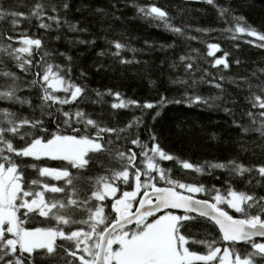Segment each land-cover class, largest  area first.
<instances>
[{
  "label": "snow or ice",
  "instance_id": "obj_1",
  "mask_svg": "<svg viewBox=\"0 0 264 264\" xmlns=\"http://www.w3.org/2000/svg\"><path fill=\"white\" fill-rule=\"evenodd\" d=\"M118 2L110 4L111 13L103 7L92 12L102 19L114 15ZM192 2L211 6L217 19L224 21L229 39L264 49V30L235 14L230 0ZM24 7L27 12L20 10ZM134 7L137 15L175 35L184 36L189 30L186 23H173L175 18L155 2ZM69 10V0H33L27 6L0 2V24L8 25L0 30V103L8 105L0 107V264H264V194L255 191L264 190V164L247 165L236 158L193 162L166 150L148 126L141 139L139 129L147 110H154L155 120L161 107L182 102L169 101L163 93L156 101L141 102L111 89L95 91L93 104L101 103L106 94L118 101L111 103L113 110H140V116L134 115L123 127L109 126L100 114L85 111L81 104L88 101L89 90L72 79V57L48 49L44 38L28 35L27 28L19 30L22 21L34 18L36 27L45 32L58 31L62 24L70 32H86L61 16ZM107 43L113 49L108 54L118 63H139L121 55L135 53V48L120 39ZM206 47L207 56L213 57L212 68L229 69L228 51L219 43ZM196 52L191 49L178 57L184 78L177 76L169 83L182 86V99L189 105L218 106L215 102L222 96L204 97L195 89L207 82L223 93L224 77L217 79L195 65ZM217 52L221 55L215 56ZM56 56L63 58V66L53 63ZM169 67L175 69L177 62ZM84 76L81 71L80 78ZM229 82L247 92L249 106L244 112L248 124L233 119V126L242 135L257 133L264 142V67L230 77ZM22 90L30 95H19ZM229 102L236 103L223 100ZM15 105L26 106L29 113L13 110ZM223 111L232 112L229 107ZM239 147L247 151L244 143ZM163 162L176 165V175ZM29 169L36 178L28 176ZM200 177H211L219 186ZM237 182L249 190L234 187ZM37 219L41 226L33 223Z\"/></svg>",
  "mask_w": 264,
  "mask_h": 264
},
{
  "label": "trees",
  "instance_id": "obj_2",
  "mask_svg": "<svg viewBox=\"0 0 264 264\" xmlns=\"http://www.w3.org/2000/svg\"><path fill=\"white\" fill-rule=\"evenodd\" d=\"M5 5L21 3L30 5L33 0H0ZM47 2V0H44ZM59 2V0H54ZM70 10L67 13L61 12V16L70 23H76L78 28H86V32H70L68 26L62 24L58 31L45 32L36 27L37 21L21 22L19 30L28 29V35L43 37L45 46L48 49H56L72 57L71 76L76 83L83 84L89 90V99L82 103L81 107L94 115L100 114L102 119L109 126L123 127L135 115L140 116V110L111 109L110 105L115 98L104 95L102 102L91 103L97 99L95 91L105 93L107 89L122 94V98H131L138 101H156L163 93L169 101L182 100L181 103L169 102L160 108L155 120L151 118L154 110H147L144 114V124L139 129L141 139L145 137V127H151L159 139L161 145L181 158H188L190 161H216L226 158H236L247 165L264 164V142H262L255 132L242 135L239 129L233 126V119L248 124L244 112L249 106L245 100L246 91H241L229 82V78H238L251 73L254 69L264 67V49L257 48L251 44H246L241 40H231L228 33L223 29L226 27L224 21L218 20L215 10L203 3L192 2V0H119L118 11L114 15H109L103 19L94 15L92 9L103 7L111 13L110 4L115 0H69ZM155 2L158 6L166 8L170 16L174 17L173 23L189 26V30L184 36L175 35L166 31L162 26L157 27L148 20L137 15L134 5L148 4ZM223 4L225 0H218ZM231 5L237 10L235 14L243 15L247 22L253 27L264 30V0H230ZM79 9V11L77 10ZM27 12V7L21 8ZM118 17V19H117ZM7 24H0V30L7 28ZM55 27V26H53ZM214 28L215 31L208 33H198L196 28ZM18 30V31H19ZM59 35L58 40L52 38ZM194 36L196 39H188ZM126 38V39H125ZM120 39L130 47L135 48V53L122 51L121 55L126 59L139 61V63L120 64L118 59L108 53L113 51L108 40ZM246 39H255L247 37ZM77 40L94 41V43H77ZM148 42L152 47L145 44ZM207 43H219L221 49L229 52L228 60L230 67L227 70L221 68L214 69L210 62L213 57L207 56ZM239 45L238 47L234 45ZM172 45V47H167ZM163 46V47H162ZM191 49H196L192 53L195 57L194 64L200 69L206 68L209 73L217 79L223 76L220 81L223 93L212 87L207 82L198 83L196 93L204 97L222 96L223 100L236 103H223V100L216 101L218 106L208 107L206 105H189L183 101L181 92L182 86L172 85L169 80L177 76L184 78L183 67L178 63L180 55H187ZM105 51V55H97L98 52ZM221 55L220 52L214 54ZM233 59H239L240 64H232ZM177 62V67L171 68L169 65ZM53 63L65 64L62 57H54ZM100 65L99 69L97 66ZM85 73L84 78H80V72ZM22 75V74H21ZM201 73L197 71L194 78L199 79ZM27 79V77H24ZM211 77H206L210 79ZM149 80L154 81L151 85ZM191 94V89L189 90ZM19 95L28 96L27 90H22ZM34 98V92L31 93ZM0 103V107H5ZM13 110H18L27 115L29 110L26 106L15 105ZM224 107H229L232 112L225 113ZM252 111H257L253 109ZM215 133V139H211V134ZM244 143L247 151H240L239 144ZM128 147H133L128 145ZM133 150L136 149L133 147ZM27 160V158H25ZM55 166L56 162H50ZM163 167H172L173 175H176L178 168L172 162H163ZM31 178H36V174L27 170ZM221 180L224 176L219 171L216 172ZM205 183L217 184L219 181L211 177H200ZM252 184L255 185V179ZM234 187L242 190H249L242 182H237ZM260 194L264 190L255 188ZM36 226H41L39 219L33 222ZM259 240V239H258ZM240 251L243 253L244 249Z\"/></svg>",
  "mask_w": 264,
  "mask_h": 264
},
{
  "label": "water",
  "instance_id": "obj_3",
  "mask_svg": "<svg viewBox=\"0 0 264 264\" xmlns=\"http://www.w3.org/2000/svg\"><path fill=\"white\" fill-rule=\"evenodd\" d=\"M259 238V237H258Z\"/></svg>",
  "mask_w": 264,
  "mask_h": 264
}]
</instances>
